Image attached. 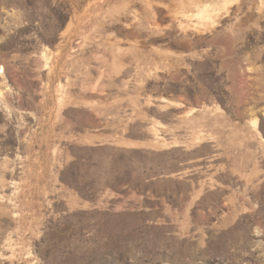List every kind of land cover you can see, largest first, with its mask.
<instances>
[{
    "label": "rangeland",
    "instance_id": "374dc122",
    "mask_svg": "<svg viewBox=\"0 0 264 264\" xmlns=\"http://www.w3.org/2000/svg\"><path fill=\"white\" fill-rule=\"evenodd\" d=\"M0 264H264V0H0Z\"/></svg>",
    "mask_w": 264,
    "mask_h": 264
}]
</instances>
